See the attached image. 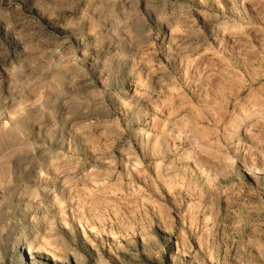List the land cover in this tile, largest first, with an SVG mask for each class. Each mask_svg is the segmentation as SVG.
Listing matches in <instances>:
<instances>
[{
	"label": "clouds",
	"instance_id": "9594fccd",
	"mask_svg": "<svg viewBox=\"0 0 264 264\" xmlns=\"http://www.w3.org/2000/svg\"><path fill=\"white\" fill-rule=\"evenodd\" d=\"M0 264H264V0H0Z\"/></svg>",
	"mask_w": 264,
	"mask_h": 264
}]
</instances>
